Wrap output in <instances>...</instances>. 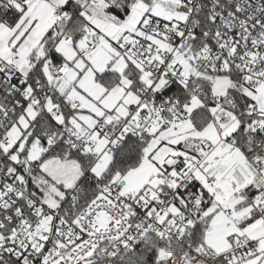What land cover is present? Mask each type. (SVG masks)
Masks as SVG:
<instances>
[{"label":"snow or ice","instance_id":"obj_1","mask_svg":"<svg viewBox=\"0 0 264 264\" xmlns=\"http://www.w3.org/2000/svg\"><path fill=\"white\" fill-rule=\"evenodd\" d=\"M0 264H264V0H0Z\"/></svg>","mask_w":264,"mask_h":264}]
</instances>
